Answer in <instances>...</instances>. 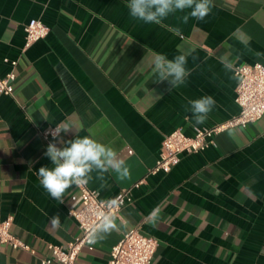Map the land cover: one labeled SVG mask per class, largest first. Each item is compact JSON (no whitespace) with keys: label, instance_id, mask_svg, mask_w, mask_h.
<instances>
[{"label":"crops","instance_id":"0c3cea01","mask_svg":"<svg viewBox=\"0 0 264 264\" xmlns=\"http://www.w3.org/2000/svg\"><path fill=\"white\" fill-rule=\"evenodd\" d=\"M127 4L0 0V76L17 61L14 95H0V219L13 215L15 234L36 250L0 244V264H42L47 243L66 246L80 234L69 213L79 188L59 203L37 171L53 167L45 156L49 143L64 147L84 136L112 148L131 177L109 171L102 182L93 172L89 186L102 199L129 189L133 200L113 216L117 229L87 242L76 264H108L112 247L132 228L158 239L152 264H264V115L220 133L201 152L182 154L170 172H151L168 133L192 135L195 126L213 127L239 113L234 68L264 64V0H213L202 21L183 23L186 9L158 25L133 19ZM33 18L50 32L26 47ZM181 52L188 53L185 83L157 82L154 56ZM204 96L215 106L197 125L188 102ZM63 124L72 129L50 142L38 130ZM54 215L58 226L50 222Z\"/></svg>","mask_w":264,"mask_h":264},{"label":"built area","instance_id":"2783aa9c","mask_svg":"<svg viewBox=\"0 0 264 264\" xmlns=\"http://www.w3.org/2000/svg\"><path fill=\"white\" fill-rule=\"evenodd\" d=\"M25 31V46L28 47L45 38L50 27L41 19L33 18L26 24ZM10 62L11 70L5 76H0V95H14L17 61ZM234 71L238 77L235 100L240 106L239 113L213 127L195 126L192 135L179 128L168 133L163 140L156 165L151 169L152 173L170 172L180 162L182 154L201 152L216 144V136L220 133L233 127H246L264 115V64H240L235 66ZM56 126L58 125L38 128L45 141L54 139L51 130ZM78 188L79 200L69 209V213L76 219L81 232L66 246L47 243V254L41 259L42 264H76L82 247L89 242V230L99 221L101 214L120 215L121 210L133 200L129 189H123L109 199H102L98 191L89 184ZM13 222V215L0 219V244L35 253L31 244L15 234ZM158 243L156 237L143 233L139 228L129 229L112 247L108 264H152Z\"/></svg>","mask_w":264,"mask_h":264},{"label":"clouds","instance_id":"9594fccd","mask_svg":"<svg viewBox=\"0 0 264 264\" xmlns=\"http://www.w3.org/2000/svg\"><path fill=\"white\" fill-rule=\"evenodd\" d=\"M213 0H128L127 7L133 19H138L146 24H161L169 15L176 12L190 11L182 17V22L187 24L190 18L204 20L213 8ZM188 53L181 52L173 59H168L165 54H156L151 61L152 72L158 76V81H168L171 87H179L186 81L190 72L186 69ZM231 67V64H226ZM190 105L195 123L203 124L208 114L215 106L212 96H204L190 100ZM68 124L58 125L51 130L53 138L59 137L61 132H68ZM60 143H65L60 141ZM45 156L49 158L53 167L42 166L37 175L39 184L49 193L51 198L59 203L64 202L65 192L73 185L79 187L87 185L96 173V179L104 181L105 173L115 172L120 180L130 179V169L125 161L118 158L117 153L110 147L97 142L89 136L76 137L68 141L66 146L57 147L56 143H49ZM160 210L151 213L154 223ZM51 224L58 226L59 215L51 217ZM115 217L110 214H101L97 223L93 224L88 233L89 243L95 244L103 241L107 234L117 229Z\"/></svg>","mask_w":264,"mask_h":264}]
</instances>
